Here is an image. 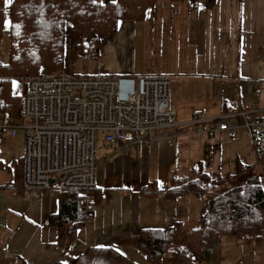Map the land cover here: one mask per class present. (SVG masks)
Returning a JSON list of instances; mask_svg holds the SVG:
<instances>
[{"label": "crops", "instance_id": "obj_1", "mask_svg": "<svg viewBox=\"0 0 264 264\" xmlns=\"http://www.w3.org/2000/svg\"><path fill=\"white\" fill-rule=\"evenodd\" d=\"M159 20L175 30L179 26L180 38L172 35L160 42L146 35V30L159 25ZM77 41L78 34L67 25L61 71L54 72L46 66L39 73L105 74L117 78L172 76L180 81L177 85L171 79L169 86L168 106L174 124L157 129L147 144L105 145L108 152L104 151L100 158L101 166L96 144L98 199L90 216L76 229L64 255L56 244L55 227L47 222L48 215L57 209L58 191L26 188L21 181L14 183L16 164L24 151L23 133L17 128L14 136L0 137V264H51L56 260L67 264L87 246L113 247L125 257L124 264H150L136 249L137 230L168 227L174 222L180 223L182 232L192 229L205 199L195 194L166 198L163 190L170 176L186 174L197 161L210 177L223 176L220 144L226 141H230L228 146L234 143L244 147L247 157L236 155L238 161L247 162L254 156L240 118L233 119L237 125L234 140L224 132L213 138L193 134L188 122L196 112L213 118L240 112L248 104L256 107L249 113L250 118L264 116V0H156L145 19H119L115 30L100 38L96 57H76L73 45ZM160 45L162 50L156 52L161 54L160 59H169L178 71L168 73L152 62L146 67L149 60L154 62V47L159 49ZM14 78L20 79L13 77L11 81ZM21 88L20 82V93ZM199 102L203 109L195 107ZM19 117L11 120H21ZM172 137L173 144L169 142ZM192 142L193 149L199 150L198 159H192ZM107 153H112L113 158L106 160ZM238 161L235 163L240 164ZM150 180L160 191L151 196L140 194L139 188ZM240 260L264 264V235L204 239L197 256L186 260L169 250L156 264H235Z\"/></svg>", "mask_w": 264, "mask_h": 264}, {"label": "trees", "instance_id": "obj_2", "mask_svg": "<svg viewBox=\"0 0 264 264\" xmlns=\"http://www.w3.org/2000/svg\"><path fill=\"white\" fill-rule=\"evenodd\" d=\"M156 0H0V36L7 39V56L0 61V112L11 117L20 116L18 95L10 91L11 78H26L39 74L50 66L54 72L63 67L66 26L78 34L73 54L80 58H94L100 38L116 28L119 19L142 20ZM226 112L225 110H223ZM14 183L22 182V158L18 160ZM245 165L236 164L235 172ZM264 180V172H261ZM228 175H207L201 162L190 165L186 174L169 178L163 194L168 199L195 194L201 196L222 185ZM160 191L150 180L139 193L151 196ZM99 189L92 190L90 203L98 199ZM83 195L78 190H58L57 209L47 222L56 229V244L61 254L67 253L76 229L90 216L80 209ZM224 235L250 238L264 235V187L257 175L225 188L205 199L198 212L196 226L185 232L180 223L163 228H140L135 235L136 249L146 262L156 264L168 250L178 258L189 260L201 253L204 239ZM124 256L110 246H87L67 264H124ZM51 264H66L56 260Z\"/></svg>", "mask_w": 264, "mask_h": 264}, {"label": "built area", "instance_id": "obj_3", "mask_svg": "<svg viewBox=\"0 0 264 264\" xmlns=\"http://www.w3.org/2000/svg\"><path fill=\"white\" fill-rule=\"evenodd\" d=\"M21 124H11V116L0 112V137H12L17 128L23 133L22 185L26 188L56 191L78 190L80 209L86 216L96 186L94 174L96 135L106 144L140 139L147 144L159 128L173 126L168 106L170 78L143 75L117 78L99 75H44L20 78ZM261 93L264 97V82ZM256 107L248 104L240 112L219 117L194 113L193 134L213 138L224 132L236 137L240 118L254 158L264 172V116L249 117ZM174 143L172 137L169 141ZM235 264H250L238 261Z\"/></svg>", "mask_w": 264, "mask_h": 264}, {"label": "rangeland", "instance_id": "obj_4", "mask_svg": "<svg viewBox=\"0 0 264 264\" xmlns=\"http://www.w3.org/2000/svg\"><path fill=\"white\" fill-rule=\"evenodd\" d=\"M158 24L159 25L152 26V30H146V35L151 34L153 40H155V38H156L160 42L167 36L174 35L175 38H178V39L180 38L181 28L179 26L177 28L178 30H175L171 27V25L168 22H166L164 20L163 21L159 20ZM176 32H177V34L175 35ZM143 34H144V32H143ZM7 46H8L7 39H6L5 35L2 34L0 36V61L1 62H4L6 60ZM180 46L183 47L182 44ZM162 48L163 47L161 45L159 46V49H157V47H154V49H156V51L154 53L161 51ZM154 58H155L154 59L155 64H154L153 60H149L146 63V67L149 65L150 62H152L153 66H155V67L158 66V67H160V69H163V70L167 71L168 73H170L172 71H178L177 67L173 68V66H171V64L169 63V61H170L169 59L167 61L163 62L160 59L161 54L156 53L154 55ZM17 79L18 78H14V80L11 81L10 89H11L13 94L19 95L20 94V82L21 81H19L20 79L19 80H17ZM171 79L174 80V78L172 76H170V80ZM174 81L177 83V85L180 83L179 80H174ZM252 102H249V103H252ZM191 106L194 107V103L191 104ZM195 107L198 108L199 110L203 109V105L201 102L196 103ZM11 124L18 127L21 124V120H19V119L18 120H11ZM20 131H22V130L19 129L18 132H20ZM102 141H103L102 140V134L98 133L96 135V144H97V157H98L97 161H98L99 166H101V164H100L101 159L100 158H102L104 151H107V146H105L107 144L103 143ZM130 142L141 143V140L136 138ZM229 142L230 141H226V142H222L220 144V146H221L220 161H221V169H222L221 175L227 174L228 178L222 185L217 186V187L213 188L212 190H210L209 192L204 193L203 195H204L205 199L214 196L216 193L222 191L225 188H228V187H231V186H234V185L241 183L244 179H246L247 177H249L251 175H257L258 178L260 179L261 183L263 184V187H264V180H263L261 171H260V169L256 163V159L254 158V156L251 159H249V161H247V162L238 161L236 159V155H238V156L244 155L245 157H247L245 149L243 146H237V145L233 146L234 143L231 144V146H228L227 144ZM127 143H129V142H127ZM193 143L194 142L191 143L192 159H198L199 150L193 149ZM122 144H125V143H122ZM104 158L106 160L112 159L113 158L112 153H107L106 155H104ZM235 161H238L242 165L244 164L246 167H244L242 170H240L239 172L236 173L235 172V164H236ZM47 190H51L54 192L56 191L55 187H51L50 189H47Z\"/></svg>", "mask_w": 264, "mask_h": 264}, {"label": "snow or ice", "instance_id": "obj_5", "mask_svg": "<svg viewBox=\"0 0 264 264\" xmlns=\"http://www.w3.org/2000/svg\"><path fill=\"white\" fill-rule=\"evenodd\" d=\"M8 3H11V0H7Z\"/></svg>", "mask_w": 264, "mask_h": 264}]
</instances>
